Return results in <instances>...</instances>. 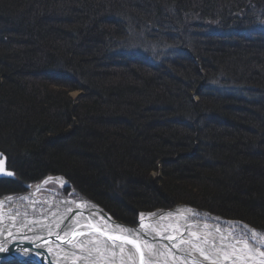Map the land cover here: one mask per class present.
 I'll return each mask as SVG.
<instances>
[{
    "label": "trees",
    "instance_id": "1",
    "mask_svg": "<svg viewBox=\"0 0 264 264\" xmlns=\"http://www.w3.org/2000/svg\"><path fill=\"white\" fill-rule=\"evenodd\" d=\"M58 1L60 2L0 0V150L8 156L9 168L16 172L18 178L33 181L47 173H62L80 190L102 202L108 191L115 187L112 180L111 183H107L108 180H95L96 173H106L110 177L117 175V170L123 168L121 174L125 175L122 176L134 178L137 173L147 175L144 172L145 167H152L157 171L158 167L154 166V163L160 160L169 174L174 170L179 171L180 174L178 173V177L174 175L175 177L189 181L191 178L195 179L199 185L204 184L207 188L214 185L213 189L219 190L242 181V184L245 183V191L235 194L239 200L234 199L233 204L224 203V206H229L227 209L234 211L235 216L245 218L252 225L264 226V187L261 177L256 176L264 167V159H252L248 165L245 159L238 155L241 147L250 148V142L255 141L253 135H250L251 139L245 140L242 137L244 132L240 128L244 126L247 131H255V134L259 131L243 124L244 119L240 112L246 111V107L232 105L220 95L223 92L218 93L215 88L210 90L212 93H206L200 100L195 101L192 98L193 92L184 93L175 80L170 77L167 80L161 79L159 74L163 71L158 64L152 66L156 70H152L154 73H146L141 70V65L133 61L126 66L127 70L117 68L119 70L114 71L108 67H115L114 63L120 62L121 56L132 52L128 43L135 36V28H144L145 36H141V39L152 40L155 34L152 33L150 38L151 25L160 19L167 21L165 18L169 16L172 18L171 21L168 20L169 38L171 41L177 40L180 52L188 61H203L207 69L212 63L211 55L204 54L203 51L188 53V49L185 50L186 38L193 39L189 32L193 30H187L189 26L183 25V20L189 21V17H194V21L197 18L206 21V24L202 25L206 33L213 30V25L219 24L217 31L208 32L204 37L211 40H207L210 42L209 46L219 47L218 51L223 48L227 50L226 52L223 49L217 53L219 59L231 62L233 70L242 67L241 73L250 75L251 66L243 60L255 63L254 60L259 59L257 54H260L263 59L259 62L262 63L260 68L264 71L262 51L251 46V37L244 36L243 30L239 31L240 28H237L242 22L231 25L226 13L222 16L217 14L219 6L213 5V0H162L171 7L168 6L170 8L167 11L161 12L158 19L154 9L149 7L146 9L142 6L139 11H134L138 10L134 7L135 0H120L117 3L113 0H72L73 6L81 8L74 9L73 12L70 10V17L64 15L67 26L66 30H63L48 25L54 22L52 17H59L62 11L67 13L65 10L70 7L64 0ZM146 1L149 0H142V3ZM251 1L256 2L259 7L264 3V0ZM215 4L219 5V1ZM241 4L243 3H239V8L243 12L245 9L242 10ZM262 7L264 8V5ZM18 9L21 10L16 14ZM244 14L248 20H252L251 16L255 15L248 10H245ZM35 17L39 22H31L35 21ZM194 21L190 19L189 22L193 25ZM98 24L102 28L97 29ZM36 32L45 34L43 38L40 37L39 42L48 43V46L43 45V52L49 59L43 61L50 65L46 71L48 76L44 78H40L42 73L38 70L39 63L35 62L36 53L32 55L26 52L27 56H21L20 48L29 51L25 44L32 40V35H36ZM229 33L230 36L233 33L234 36L241 37L231 39L225 35ZM231 40H234L235 44H232ZM238 40L239 45L236 44ZM50 42H55L52 44L53 50L60 51L52 58H49L52 54L46 55V52H49L48 47L52 49ZM179 67L180 65L177 66L178 69ZM49 74H53L52 77L59 75L52 81L58 85L55 89L50 86ZM194 74L198 79L202 77L199 71ZM179 75L184 77L180 73ZM112 76L120 77L118 85L107 84ZM95 77L102 78L103 82L97 83ZM257 77L259 80L253 82L264 88V76ZM80 85L90 94L77 105L68 97V93ZM173 86L180 91L174 90ZM192 90L200 93L197 88ZM256 98L251 100L255 101ZM257 103L259 106L249 102L247 109L253 105L254 111L264 110V104L262 106L261 102ZM181 106H190L193 109V118L190 119L194 123L190 124L195 128L188 126L190 133L186 132L185 136L180 134V131H183L179 128L183 123L180 120L164 125L156 121H164L168 115L172 117L173 114H179L180 117L181 112L177 107ZM157 109L160 111H156ZM201 118L209 121L204 124L209 128L206 140H219L215 147L211 144L204 148V152L199 150L195 157L182 156L194 147L195 142L198 143L199 138L203 140L200 137L202 133L199 132L201 126L196 124ZM151 120H155L156 124H152ZM252 122L261 125L264 118L262 121L252 119ZM194 131L195 135L192 133ZM261 134L264 136V133ZM119 153H123L126 158L121 159ZM211 153L222 163L211 165L212 167L205 171L206 167H201L207 162L201 155ZM177 156L179 158H176L174 163L168 164L169 160L165 162L170 157L172 159ZM132 164H135L134 167H131ZM151 183L156 188V181H150ZM16 184L13 181L8 184L0 183V189L16 190ZM240 198L243 201H240ZM148 201L132 196L127 204L115 198L110 199V204L119 217L124 219L128 218L127 210L133 215L138 208L146 207L145 203Z\"/></svg>",
    "mask_w": 264,
    "mask_h": 264
},
{
    "label": "rangeland",
    "instance_id": "2",
    "mask_svg": "<svg viewBox=\"0 0 264 264\" xmlns=\"http://www.w3.org/2000/svg\"><path fill=\"white\" fill-rule=\"evenodd\" d=\"M25 1V0H24ZM31 1V0H30ZM53 1V0H51ZM57 2H60L58 0H56ZM117 1L120 0H113V2L117 3ZM217 1H219V5L215 4ZM239 2L236 3V1L234 0H213L212 4L215 6H219V8L216 10L221 16L224 15L225 13L228 15L229 20L231 21V25H235L236 23H240L242 22L237 28H240L239 31H242V34L248 37H251L250 39V43L251 46H254L255 49H259L260 51H262L263 53V58H264V36L262 34H264V8L262 7L264 5V3L259 7L257 5L256 2H252L251 0H238ZM28 2V1H27ZM64 2H66L70 7H68L67 10H65L67 13H63V9L61 10L62 14L59 17L56 15L55 17H52V19L54 20V22H50L48 25H50L51 27L55 28H60L63 30H66L67 23L65 21V16H71V11L73 12L74 9H80L81 7H76L73 6V1L72 0H64ZM243 3L242 5V10H248V11H252L254 12V16L252 15L251 18L252 20H248L246 17V14H244L245 10H243V12L241 11V9L239 8L240 5L239 3ZM24 2H22L23 4ZM56 3V2H53ZM59 4V3H57ZM89 5V4H88ZM87 5V6H88ZM137 5V7H136ZM239 5V6H238ZM91 6V5H89ZM142 6L144 8L147 9V7H149L150 9H154L153 12L156 13L157 15V19L159 17L160 14H162L163 12L167 11L168 8L171 7V5H168V3L164 2V1H159V0H149L146 1V3H142V0H135L134 3V7L138 8V10H134V11H139L140 8H142ZM170 6V7H168ZM23 7V6H22ZM25 7V6H24ZM23 7V8H24ZM22 9V8H21ZM20 9V10H21ZM18 9L17 12H15L16 14L20 11ZM71 10V11H70ZM234 10V11H233ZM14 11V8H13ZM232 11V12H231ZM109 12V11H108ZM162 12V13H161ZM14 13V12H13ZM158 13V14H157ZM5 14H9V12H5ZM106 14H109L106 12ZM172 14V13H171ZM132 15V14H131ZM254 17V18H253ZM171 17L167 16L165 19L167 21H161L158 20L156 23L151 25L150 28V38L152 37V33L155 34V37H157L155 39H148V41L144 38L141 39V36H145V31L144 28L141 29L138 27L135 28V32H133L135 34V36H133V38L131 39V42L128 43L130 44V48L132 49V52H128L125 53L123 55V57L121 56L120 62L114 63L115 67L112 66H108L111 69L115 70H119L117 68H123L124 70H127V65L130 64L129 62H136L138 65H141V70L145 71L146 73H154L152 72V70H155L152 66L157 64L161 67V70L164 72H162L161 74H159L161 79L167 80V78H171L173 80H175L176 83H178V87L183 89L184 93H187L188 91L193 92L192 94V98L196 101V100H200V98L204 95V94H210L212 93V91H210L211 89L215 88L216 91L218 93H221V91L223 92V94H220L222 96H224V98H226V101H228L229 103H231L232 105L235 106H243L246 107V111H242L240 112L242 114V118L243 120V124L248 125L249 127H254L257 128L259 131H257V133L255 134V131H247L245 129L244 126H242L240 129L243 130L244 132V136H242L243 138H245V140L247 138L251 139L250 135H253V139L255 141L250 142L251 146L250 148H244L241 147L238 155L242 156L245 159V163L250 165L249 163L253 160H261L264 159V136L261 133H264V131H262V128L264 129V123L261 122V125H257L254 122H252V119L254 120H258V121H262L264 118V110H258L256 109L255 111L252 109L253 105L255 106H259L256 105L257 102H261L260 104H264V96H261L262 94L264 95V88L259 87L260 85H256L253 81H257L259 80V77L257 76H264V71H262V68H260L262 63H259L262 59V56H260V54H257L258 58L257 60H254L255 63H249V61H245L243 60L244 63L249 64L251 66L250 68V75H243L241 73V68L239 69H235L233 70V66L231 65V62L229 61H223L220 58V56H218L220 52L218 51L220 48L219 47H211L209 46V43L207 40L211 41L210 39H206V37H204V34H207L208 32H215L218 30V26L219 24H215L213 25V30H209L207 33L204 32V28L202 25L206 24V21L204 22V20H200V19H196L194 21V17L190 18L189 17V21L190 19H193L194 24L192 25L188 20H183V25L185 26H189L187 28V30H193V31H189L191 33V35L193 36V39L190 38H186V42H187V47L185 48L188 49L186 50L188 53H196V51L199 52H204V54L207 55H211V61L212 63H210V66L208 65V69L205 67V64L203 63V61L198 62V59L196 60H192L188 61L185 56H183V54L180 52L179 50V43L177 42V40H173L171 41V39L169 38L170 35L167 33V29L169 28L168 24V20L171 21L170 19ZM56 21V22H55ZM31 22H39L38 19L35 17V21L32 20ZM28 26V24H27ZM55 26V27H54ZM137 27V26H135ZM56 28V29H57ZM96 28H102V26H100L99 24L96 26ZM95 28V29H96ZM238 30V29H237ZM40 32H36L34 34L36 35H32V40L29 41V43L25 44V48L30 49L29 51L24 49L23 47H19L21 50V56H27L26 52L29 54L34 55V53H36L37 59L35 60V62H38L39 64H37L38 70L40 73H42V76L40 78H44L46 76H48V74H46V71L48 70L47 66L50 67V65L46 62L43 61V59H48L47 56H45L44 52H43V47L48 46V43H41L39 41H41L40 37H44L45 34ZM147 33V32H146ZM32 34V33H31ZM39 34V35H37ZM148 34V33H147ZM227 37H231L235 38L236 36H234V34L232 33L230 36L229 34H225ZM237 37H241L240 35ZM236 37V38H237ZM39 40V41H38ZM50 40V39H49ZM146 40V41H145ZM234 40H231V43L233 44ZM57 42V41H55ZM55 42H50L49 46L52 47V44ZM235 44V43H234ZM236 44L239 45V40L236 41ZM45 45V46H43ZM205 45V46H204ZM14 46V45H13ZM248 46V45H247ZM191 49H190V48ZM206 47V48H204ZM18 48V49H19ZM49 48V52H46V55L52 54L49 58H52L53 55H57L60 53V51H56ZM229 48V47H228ZM216 49V50H215ZM207 50H211V51H207ZM226 52L227 50L224 49ZM193 53V54H194ZM192 54V56L194 57V55ZM191 56V57H192ZM192 57V58H193ZM129 60V61H128ZM231 60V59H230ZM197 62L196 64L194 62ZM118 65V66H116ZM180 67L182 66V68L179 67V69L177 68V66ZM216 65V66H215ZM245 66V64H242V66ZM211 67V68H210ZM112 71V72H114ZM182 71L185 72V74H182ZM195 71H199V73L201 74L202 77H200V79L197 78V75L194 74ZM156 72V70H155ZM209 72H211L209 74ZM38 73V74H40ZM179 73L184 77L181 78L179 77ZM188 73V74H187ZM28 75H30V73H27ZM242 74V75H241ZM49 76H51L50 80V86L55 89L58 87V85L54 84V81L56 77H58L59 75H55L54 77L53 74H49ZM120 76V75H119ZM253 80V78H255ZM120 77L118 76H112V78H110L109 83H107L108 85H118V80ZM160 78H157L158 80H161ZM102 79V78H101ZM101 79H99V77H95L96 82H100ZM104 79V78H103ZM57 80V79H56ZM133 81V80H132ZM261 81V80H260ZM97 82V83H98ZM103 82V80L101 81ZM136 83V82H134ZM138 84V83H136ZM261 85H263L262 83H260ZM174 90L176 91H180V89H178L176 86H173ZM192 88H197L199 89V92H195V90H192ZM259 89V91H257ZM263 90V91H261ZM215 92V90L213 91V93ZM261 93V94H260ZM90 93H87V90L84 88V86L80 85L78 88L73 89L71 91H69L68 93V97L71 98L75 104L77 103L80 104L81 101L86 100L87 96ZM256 94V96L254 95ZM260 94V95H259ZM253 97H257L255 99V101L251 100V98ZM257 100V101H256ZM80 102V103H79ZM249 102H252L253 105H250V109H247V107L249 108ZM258 104V103H257ZM177 110L179 112H181V116L179 117V114H173V116L171 117V115H168V118L163 120H156L157 123L159 122V124L162 123V125L166 124H171L173 123V121H177L180 120L182 123V125L180 124V122H178L179 128L183 131H180V134L185 136L186 132L190 133V130L188 129V126H193V124H190V122L194 123V121H192L190 118H193V115H191V112L193 111L192 107H177ZM238 110V109H237ZM156 111H160V109H157ZM233 111H235V109H233ZM255 112V114H254ZM183 113V114H182ZM234 114V113H233ZM238 114V113H237ZM262 116V117H261ZM179 117V118H178ZM155 120H151L152 124H156ZM208 120H206L205 118H201L199 119L196 124L198 123V126H201V128L199 129V132L202 133V136H200L203 140H201L199 138L198 143L195 142L194 147L190 150L185 152V154L183 153L182 156H193L195 157L196 154L199 152V150L201 152H204V148L208 147L212 144L213 147H215L216 142L219 139H211V141H207V136L209 135V128L207 126H205L204 124H208ZM231 122V121H230ZM226 124H228V126L230 125V123L226 122ZM194 127V126H193ZM195 128V127H194ZM188 129V130H187ZM185 130V131H184ZM195 135V131L192 132ZM208 133V134H206ZM185 134V135H184ZM201 141V142H200ZM206 141V142H205ZM200 142V143H199ZM0 152H3L2 150H0ZM118 156V153L116 154ZM121 159L122 158H126V156H123L124 154L119 153ZM175 155V154H173ZM235 155V154H234ZM237 155V153H236ZM232 157V156H231ZM7 158V164H8V168H9V159ZM119 158V157H117ZM178 159L179 156L172 158L171 157L169 159H167L165 162L168 164L170 163H174L175 159ZM201 158H203L204 160H206L207 163H205L204 165H202L201 168L204 169V167H206L205 171H208L210 169V167H212L211 165H220V162L222 163V161H218L217 157L215 158L213 156V154H203L201 155ZM242 158V159H243ZM160 161V160H159ZM156 161L154 164V166L157 165L158 170H154L151 168H144V172L147 173V175L145 174H139L137 173V176H134V178L131 177H124L122 175L125 174H121L122 171H124V169H119L117 170L119 174L117 173V175L115 176H110L108 174H104V173H99L98 174L94 173L95 176L94 179L95 180H103L106 181L108 180L107 183H111L112 180V184L114 185L115 188H111L108 193L107 196L103 198L104 201H99L98 199H94L93 197L92 200L90 198V200L95 203L96 205L100 206L108 215H110L114 220L118 221V223L123 224V223H127L128 225H135L138 222V219L140 217V215L142 213H151V212H155L157 210H170L173 209L176 206H187L197 212H206L208 214L217 216L221 219H226V220H231V221H237L243 224H247L255 229H258L260 231H262L264 233V226H254L252 225L248 220H246L245 218L239 217V216H235L234 215V211H230L229 209H227V207L229 206H224L226 203V205H230L233 204V200H239L236 198L235 194H237L239 191L244 192L245 188L243 187L245 183L242 184V181H237V183H235L233 186H225L226 188L224 189H213V186L210 187H205L204 184L199 185V182H197V180L191 178V180H187V179H182V178H177L178 173L180 174L179 171H172L170 174L169 172L166 171L164 165L162 162ZM135 164H132L131 167H134ZM153 166V167H154ZM264 166V165H263ZM127 167V166H126ZM125 167V168H126ZM133 169V168H132ZM264 169V167H263ZM261 169L258 174H256V176H260L261 177V184L262 187H264V170ZM128 170V169H127ZM134 170V169H133ZM142 171V170H141ZM164 171H166L164 173ZM57 174H62V173H47L46 175H44L42 178L40 179H36V180H31V181H25V180H21L18 178V175L15 173L14 178H0V183L2 184H8V182H16L17 184L14 186H17L16 190H11V189H5V190H1L0 189V197L4 196V195H9V194H16V193H22L26 190H28L29 187L45 180L44 178L47 175H57ZM174 175H176L177 177H175ZM238 174H235V176ZM64 180L67 182L65 183L64 186L60 187V189L62 190L63 193L69 194L71 192H74V190L78 193H80L81 195L87 197L88 194H86L84 191L80 190L77 186H75V184L69 179L67 178L64 174L61 175ZM172 176V177H171ZM234 176V175H233ZM112 177V178H111ZM249 177V175H248ZM147 178V179H146ZM156 181V188L154 185H152V183L150 184V181ZM258 182H260V180H258ZM3 186V185H2ZM197 186V187H195ZM53 187V186H52ZM113 189H116V191H114ZM7 190V191H6ZM158 192V193H157ZM207 193V194H206ZM208 193H210L212 196H210ZM135 196L136 198L142 199H148V203L146 207H142V208H138L136 213H134L133 215L131 214L130 210H127V214H128V218H121L119 217L120 215L117 214L116 210L113 209L112 207V203L110 202V199L115 198L117 201H121L123 204H127V202L129 201V198ZM213 196H216L215 198H213ZM89 199V197H87ZM222 199V200H221ZM109 200V201H108ZM240 201H243V199L240 198ZM111 203V204H110ZM230 203V204H229ZM258 205V204H256ZM260 205V203H259ZM140 207V206H138ZM260 210V209H257ZM232 212L231 215L225 213V212ZM131 214V215H130ZM264 214V213H262ZM124 216V215H123ZM125 217V216H124ZM15 258H12V256H7V257H3L2 259H0V264H39V263H35L32 261H28V262H23L22 260H20V258H17L16 256H13Z\"/></svg>",
    "mask_w": 264,
    "mask_h": 264
},
{
    "label": "bare ground",
    "instance_id": "3",
    "mask_svg": "<svg viewBox=\"0 0 264 264\" xmlns=\"http://www.w3.org/2000/svg\"><path fill=\"white\" fill-rule=\"evenodd\" d=\"M7 169L16 173L8 164ZM61 175H47L22 193L0 197V245L8 249L0 258L12 255L39 264H141L134 245L109 239L107 232L139 241L144 264L264 262V233L247 224L184 205L142 213L135 225L119 224L90 195L88 199L75 190L65 195L60 187L67 182Z\"/></svg>",
    "mask_w": 264,
    "mask_h": 264
},
{
    "label": "snow or ice",
    "instance_id": "4",
    "mask_svg": "<svg viewBox=\"0 0 264 264\" xmlns=\"http://www.w3.org/2000/svg\"><path fill=\"white\" fill-rule=\"evenodd\" d=\"M4 158H3V154H0V173H4V174H7V175H12V173L8 172V173H5L4 172ZM141 217H143V214H141ZM95 231L97 232H101L102 229L96 227L95 225H92L91 226ZM74 235H83V233H75ZM104 235L106 237H108L109 239H112V240H121V241H124L126 243H130L132 245H134L137 250L140 252L141 254V264H144V259H143V249L141 247V243L137 240H132L130 239L129 237H126V236H123V235H116V234H112V233H107L105 232ZM195 235V234H193ZM169 239H175V237H169ZM8 249L5 248L3 245H0V252H7ZM24 255H28L30 253H28L27 251H25L24 253H22ZM261 255H264V252L261 253ZM225 258L227 259L228 256L226 255ZM262 264H264V262H262Z\"/></svg>",
    "mask_w": 264,
    "mask_h": 264
},
{
    "label": "water",
    "instance_id": "5",
    "mask_svg": "<svg viewBox=\"0 0 264 264\" xmlns=\"http://www.w3.org/2000/svg\"><path fill=\"white\" fill-rule=\"evenodd\" d=\"M0 154H3V153L0 152ZM3 158H4V166H3L4 167V172L5 173L10 172V173H12V175H7V174H4V173H0V178H14L15 173L13 171L7 169V164H6L7 163V158L4 156V154H3ZM10 256H12V255H10ZM3 257H7V255H3L2 258ZM2 258H0V259H2ZM12 258H15V257L12 256Z\"/></svg>",
    "mask_w": 264,
    "mask_h": 264
}]
</instances>
